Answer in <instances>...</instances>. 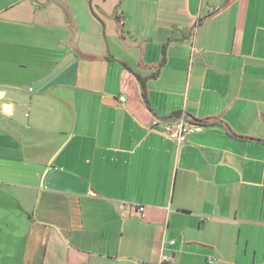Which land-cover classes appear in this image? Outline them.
I'll return each instance as SVG.
<instances>
[{"label": "crops", "instance_id": "crops-1", "mask_svg": "<svg viewBox=\"0 0 264 264\" xmlns=\"http://www.w3.org/2000/svg\"><path fill=\"white\" fill-rule=\"evenodd\" d=\"M161 256L264 264V0H0V264Z\"/></svg>", "mask_w": 264, "mask_h": 264}, {"label": "built area", "instance_id": "built-area-1", "mask_svg": "<svg viewBox=\"0 0 264 264\" xmlns=\"http://www.w3.org/2000/svg\"><path fill=\"white\" fill-rule=\"evenodd\" d=\"M121 100H126L124 96L120 98ZM159 124L162 126L163 134L168 136L170 139L176 142L178 148L180 149L187 141L191 134L197 132L201 128V124L192 125L189 123L184 115H179L175 118L168 119H155L152 125ZM153 129V127H150ZM137 208L142 217H145V206L142 204H138ZM174 243V241H171ZM167 260L166 256H161L159 264H165Z\"/></svg>", "mask_w": 264, "mask_h": 264}, {"label": "trees", "instance_id": "trees-1", "mask_svg": "<svg viewBox=\"0 0 264 264\" xmlns=\"http://www.w3.org/2000/svg\"><path fill=\"white\" fill-rule=\"evenodd\" d=\"M194 124V123H193Z\"/></svg>", "mask_w": 264, "mask_h": 264}]
</instances>
